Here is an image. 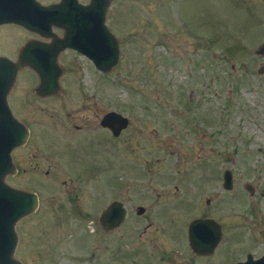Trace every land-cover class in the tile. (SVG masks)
Listing matches in <instances>:
<instances>
[{"label":"rangeland","instance_id":"1","mask_svg":"<svg viewBox=\"0 0 264 264\" xmlns=\"http://www.w3.org/2000/svg\"><path fill=\"white\" fill-rule=\"evenodd\" d=\"M109 9L121 49L110 73L66 50L56 95L35 94L39 77L28 67L9 93L29 139L13 152L17 172L7 182L40 201L17 225L15 257L23 264H155L160 253L152 247L163 249L169 226L178 231L213 207L214 217L236 221L239 240H256L261 257L264 0H113ZM52 40L4 26L0 57L17 62L28 42ZM112 111L130 120L119 138L100 126ZM228 170L231 191L223 188ZM116 200L128 215L107 232L100 218Z\"/></svg>","mask_w":264,"mask_h":264},{"label":"water","instance_id":"2","mask_svg":"<svg viewBox=\"0 0 264 264\" xmlns=\"http://www.w3.org/2000/svg\"><path fill=\"white\" fill-rule=\"evenodd\" d=\"M16 1L0 0V25L16 23L53 40L50 43L28 42L20 50L17 62L0 57V264H23L15 257L19 239L16 228L39 207L37 194L7 183V177L17 172L13 151L29 139L27 127L15 117L8 100L19 71L25 67L33 70L40 79L35 93L48 97L61 89L63 71L58 60L62 52L73 50L84 55L103 74L110 73L120 61L119 42L105 24L113 0H91L88 6L80 5L78 0H62L59 5L50 6H44L38 0H22V19ZM53 26L65 30L64 38H56ZM258 54L264 56V46ZM129 125V118L115 111L108 112L100 121V126L110 131L114 138H119ZM224 187L227 190L233 188L231 171L225 172ZM247 189L253 193L251 186ZM144 213L145 208L139 207L137 214ZM126 217L123 203L115 201L102 214L101 226L105 231H113L125 222ZM244 264H264V257Z\"/></svg>","mask_w":264,"mask_h":264},{"label":"flooded vegetation","instance_id":"3","mask_svg":"<svg viewBox=\"0 0 264 264\" xmlns=\"http://www.w3.org/2000/svg\"><path fill=\"white\" fill-rule=\"evenodd\" d=\"M90 1L91 0H88V2L79 0V3L82 6H88ZM61 2L62 0H58L52 3V5H59ZM16 5L19 6V14L22 19L24 12L23 1H16ZM106 23L108 26V15ZM4 26L22 28L16 23L2 25L0 28ZM22 29L26 30L25 28ZM53 32L57 39L64 38L65 36V30L61 27L53 26ZM20 50L21 49H19V52ZM19 52L17 53L18 55ZM254 194L255 189H253L252 195ZM192 204H194L193 200L190 201V204L187 203L188 206ZM206 205L208 209H210L212 207L211 201L207 200ZM217 211V208L213 207L208 215L186 220L180 230H174L176 233H174L173 229L169 226L164 236L165 245L162 246L163 249L160 250L161 246L159 247L157 244H154L152 247L153 255L155 252L160 253V257L156 259L155 264H244L250 260L257 261L263 258L264 254L261 257L254 256L253 244L256 243V240L254 243L252 241L247 242L243 239L239 240V236L237 235L239 229H237V225L235 224L236 221L232 218L219 219L214 217V215L217 216ZM244 221L247 222L249 226L257 224L261 226V232L264 236L263 220L259 222L257 220ZM255 222L258 223L254 224Z\"/></svg>","mask_w":264,"mask_h":264},{"label":"bare ground","instance_id":"4","mask_svg":"<svg viewBox=\"0 0 264 264\" xmlns=\"http://www.w3.org/2000/svg\"><path fill=\"white\" fill-rule=\"evenodd\" d=\"M16 39H18V38H16Z\"/></svg>","mask_w":264,"mask_h":264}]
</instances>
